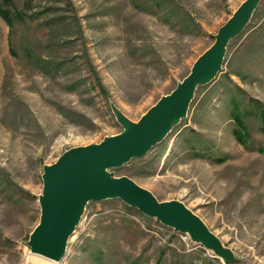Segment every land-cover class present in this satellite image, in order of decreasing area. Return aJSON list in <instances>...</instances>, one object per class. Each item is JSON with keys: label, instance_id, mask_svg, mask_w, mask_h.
I'll return each mask as SVG.
<instances>
[{"label": "rangeland", "instance_id": "obj_1", "mask_svg": "<svg viewBox=\"0 0 264 264\" xmlns=\"http://www.w3.org/2000/svg\"><path fill=\"white\" fill-rule=\"evenodd\" d=\"M243 1L13 0L24 21L10 34L0 18V264L49 262L27 246L42 166L119 134L111 105L138 121ZM231 98L248 147L232 134ZM255 100L264 106V0L230 41L215 80L196 90L186 118L145 156L112 170L158 201L182 202L236 264H264V134ZM49 263L223 264L118 199L89 202L64 256Z\"/></svg>", "mask_w": 264, "mask_h": 264}, {"label": "water", "instance_id": "obj_2", "mask_svg": "<svg viewBox=\"0 0 264 264\" xmlns=\"http://www.w3.org/2000/svg\"><path fill=\"white\" fill-rule=\"evenodd\" d=\"M261 1L244 0L218 28L213 43L196 58L189 73L138 121H131L111 105L122 128L119 134L104 137L97 144L69 148L54 163L42 166V190L37 196L40 215L27 241L32 255L58 263L86 205L118 199L174 232L187 235L223 264H236L233 252L182 202L158 201L150 191L127 176H115L112 170L145 156L186 118L196 90L221 72L230 41L244 30Z\"/></svg>", "mask_w": 264, "mask_h": 264}, {"label": "trees", "instance_id": "obj_3", "mask_svg": "<svg viewBox=\"0 0 264 264\" xmlns=\"http://www.w3.org/2000/svg\"><path fill=\"white\" fill-rule=\"evenodd\" d=\"M0 18L3 20V22L6 24V26L10 30V34L14 29L15 23H20L24 21L23 15L15 9L13 0H0ZM11 45V42H9ZM9 51L11 54H14L12 51V48H9ZM28 58L31 63L35 64L36 66L47 63L44 62L41 58H35L28 54ZM230 103V119L232 120V123L234 124V128L232 130V134L237 142L240 144L247 146L246 139L249 137L248 129L244 123L243 120V114L240 112L239 104L234 98H231L229 100ZM252 107H254V110H252V113H255L259 121L261 122V131L264 134V106L259 101L255 100L253 102ZM247 137V138H246ZM260 152H263L262 149H259Z\"/></svg>", "mask_w": 264, "mask_h": 264}, {"label": "bare ground", "instance_id": "obj_4", "mask_svg": "<svg viewBox=\"0 0 264 264\" xmlns=\"http://www.w3.org/2000/svg\"><path fill=\"white\" fill-rule=\"evenodd\" d=\"M49 262L48 263L47 262H39V264H50Z\"/></svg>", "mask_w": 264, "mask_h": 264}]
</instances>
